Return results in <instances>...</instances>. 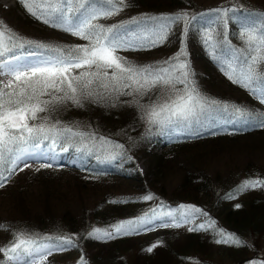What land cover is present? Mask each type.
I'll use <instances>...</instances> for the list:
<instances>
[{
	"label": "trees",
	"instance_id": "16d2710c",
	"mask_svg": "<svg viewBox=\"0 0 264 264\" xmlns=\"http://www.w3.org/2000/svg\"><path fill=\"white\" fill-rule=\"evenodd\" d=\"M15 1V9L29 16L31 19L26 18L31 23L36 21L21 0ZM49 3L53 9L67 7L62 0H49ZM71 4L77 7L75 2ZM92 4L102 9L112 6L108 0H92ZM115 7L118 10L112 15L92 20V25L98 26L97 31L102 26L123 34L168 25L166 38L157 46L147 44L138 51L174 53L183 49L189 57L185 59V54L181 58L200 66L194 72V83L189 79V88H195L209 101H217L211 107L223 116H239L233 106L250 113L243 117L248 120L247 126L230 127V130L214 127L155 142L144 139V142L140 128L152 97L161 88L158 83L137 91L138 86L132 81H120L119 90H113L111 85L115 81L110 80L113 69H100L109 76L84 77L93 79V84L80 96V104L66 99L57 102L54 97H62L64 93L48 89L49 94L40 96V100L52 102L28 123L55 126L63 134L55 136L56 145L51 143L50 134V139L39 140V147L31 143L22 147L52 149L57 154H73L82 161L75 165L58 162L51 167H41L43 162L32 163L10 174L7 169L11 157L0 166V183H4L0 188V248H8L20 233L47 245L56 241L45 238L64 236L71 237L74 246L64 249L61 257H48L45 264H185L190 258L195 264H218L208 255L215 245L214 230L221 228L222 232L232 234L247 230L264 238V183L241 187L248 181L264 182V127L258 123L259 118H264V106L257 96L264 86L257 83L258 92L254 94L248 87L229 79L232 73L227 72L229 66L244 72L253 64L251 57L264 56V51H256L257 46L249 45L247 37L242 35L246 28L264 34V0H123ZM218 9L229 11L223 15ZM181 13H187V18L175 22L166 19ZM11 15V10L0 5V23ZM24 32L9 34L14 37L9 43L13 46L17 40L31 41ZM61 32L66 36L32 41L23 48L14 47L12 54L34 50L55 56L57 53L50 49L59 48L67 55L93 43L68 31ZM38 44L49 47L39 48ZM115 55L140 68L158 69L165 65L164 61H151L142 55L137 58L121 52ZM254 67L258 78L264 77V62L258 60ZM96 71L95 66H86L71 69V75ZM18 83L14 80L10 87L0 88L10 91ZM124 83L128 87H123ZM101 84L110 86L106 89ZM88 91L93 95L87 96ZM60 144L67 151L61 150ZM150 144L161 145V152H152ZM141 157L148 158L146 172L137 167ZM169 170H174L180 181L171 197L174 200L165 198L160 187L159 176ZM149 195L151 199H143ZM179 205L193 207L202 220L186 233L184 243L166 237L169 229L158 231V227L167 225L161 219L127 235L104 239L97 234L88 235L93 229L135 220L159 208L172 210ZM240 242L225 243L228 256L236 264L249 259L247 241L242 238ZM149 248L151 252L147 251ZM66 254L75 256L71 263L62 261ZM1 255L2 252L0 264H3ZM31 259L22 256L21 263Z\"/></svg>",
	"mask_w": 264,
	"mask_h": 264
},
{
	"label": "snow or ice",
	"instance_id": "6c2138e0",
	"mask_svg": "<svg viewBox=\"0 0 264 264\" xmlns=\"http://www.w3.org/2000/svg\"><path fill=\"white\" fill-rule=\"evenodd\" d=\"M24 3L27 11L35 16L37 19L43 18V22L46 24L51 23L54 27L63 28L65 31L70 32L73 35L81 36L85 39H90L93 43L89 47L77 48L70 51L67 55L62 53L59 48L50 49L57 53L53 57L42 59L37 64H21L20 61L27 57L38 55L36 52H27L22 55L12 54L14 47L23 48L26 44L33 43L32 41H19L13 47H8L5 43L4 36L7 32L4 27L0 25V57H5L6 53L9 54L8 58L0 59V70H5L10 73L14 80L19 82L13 90L4 91L0 88V166L10 159V166L7 169L9 174L15 168L21 160L20 155L16 153L27 152L26 147L23 145L32 144L33 147H39V140L50 139L53 145L57 144L55 136L62 135L60 130H57L55 126L52 128L46 127L44 124L39 126H32L28 123L29 119L35 120L38 112L45 111V106L52 101H41L40 96L49 94L48 89H53L57 92H63L62 97H54L57 102H63V100H71L75 104H80V96L85 95V90L93 84V79H83L84 77H99L103 75L108 77L107 71L101 73L100 69H113L110 80L115 81L112 84L113 90H119L118 85L120 81H132L137 87V91L142 88L155 86L157 83L169 84L173 82L170 68H175L179 71L178 82L185 84V90L182 95H178L177 99L171 103L163 105L153 106L148 113V117L151 123L159 124L161 127L172 123L176 120H188L195 116L198 111H203L206 107L216 105L217 101H209L206 98L199 95L195 88H189L187 85L190 83L189 76L191 73L187 70V62H181V56L185 55L183 49L176 57L171 58L170 61H165V65L170 67H159L158 69H152L151 67L140 68L130 64H127L121 57L115 55L116 49L120 47H128L121 38L115 34L113 28H103L92 25V20L97 19L99 16L112 15L118 9L116 4H122L123 0H108V3L112 6L110 8L100 10L92 6V0H62L63 3L71 4L75 2L76 8L66 7L53 9L49 3V0H31V6L29 0H21ZM45 5H48L47 10ZM47 11V14H45ZM218 13L227 15L229 10L218 9ZM79 13L77 16L78 22H73L71 17ZM187 13L177 14L173 17L166 19L171 22H175L181 19H186ZM82 17V18H81ZM168 25H164L160 32L148 37V44L150 46H157L159 42L166 38V31ZM10 31V30H9ZM242 35L247 37V43L249 45H256V51H264V34L257 33L251 28L242 30ZM14 39L12 35H9V42ZM207 42V41H206ZM39 48H48L49 46L38 44ZM253 64H249L247 70L244 72H238L231 66L228 67L227 72H231L229 79H232L234 83H241L242 86L248 87L254 94L257 91V83L264 86V77L257 76L254 64L259 60L264 62V56L251 57ZM247 64V61H245ZM95 66L96 72L80 73L78 76L71 75V69L82 67ZM226 72V74H227ZM39 85L40 87H36ZM66 85V88L64 87ZM11 82H9L10 87ZM104 88H109V84H101ZM128 87L127 83L122 85ZM130 94V93H129ZM87 96L93 95L88 91ZM259 98L264 102V87H261ZM43 105V106H42ZM233 110L241 118L250 116L245 110L236 108L233 106ZM259 126L264 127V118H259ZM63 131L71 132V129H65ZM60 149L67 151V148L63 144L59 145ZM119 147V146H118ZM51 164L45 163L41 167H51ZM23 167H29L27 163H24ZM22 170V169H21ZM6 180V177H3ZM264 182L261 181H248L242 185V188L256 187ZM4 187V183H0V188ZM152 197L145 196L143 199L148 200ZM239 205H237L238 207ZM140 224L141 222L128 221L115 226V232L121 233L122 230H136L132 228V225ZM202 227V226H201ZM192 229H190L191 231ZM100 229H93L88 235L100 233ZM104 236H111L112 233L104 232ZM45 239L55 240L54 245L40 244L35 238H25V234L20 233L16 239L8 248H0V252L8 258L9 261L14 264H20L22 256L32 257L30 264H37L38 260H43L47 254L51 252L53 248L57 250H64L68 247L74 246V241L71 237H48ZM219 242H232L240 244L241 242L232 236L227 234L224 239ZM155 247V245H153ZM151 252L152 248L147 249Z\"/></svg>",
	"mask_w": 264,
	"mask_h": 264
},
{
	"label": "rangeland",
	"instance_id": "374dc122",
	"mask_svg": "<svg viewBox=\"0 0 264 264\" xmlns=\"http://www.w3.org/2000/svg\"><path fill=\"white\" fill-rule=\"evenodd\" d=\"M0 5L4 9L12 11V15L8 17L9 19L6 21H2L3 23H0V25H2L4 27V30L7 32V34L4 36V40L7 46L9 45L11 47L14 46V45L12 46V44L9 43V41L7 40L9 34L17 33L20 30L25 31L24 33L26 34V37L31 38V41L33 42H42L43 40L46 41L47 39L51 37L56 38L53 35H59V36L64 35L61 32L64 30L63 28L54 27L52 26L51 23L46 24L43 22V18L37 19L32 14L31 16L34 19H36V21L34 20V22L31 23L27 19V18L31 19L29 16H27L22 10L15 9L16 7L15 0H0ZM66 6L76 8L75 4H66ZM92 6L94 8L104 10L94 4H92ZM44 7L47 10L48 5H45ZM45 14H47V11ZM78 15L79 13L77 12L71 17L74 23L78 22L77 20ZM54 28L58 30H53ZM159 29L161 28L159 27V28H153V29H135L129 33H123V34L116 33V35H118L121 38V40L125 44L128 45V47H120L116 49L115 53L121 52L125 56L130 57V58H137V57H141L142 55L143 58H147L148 60H151V61L157 60V59L164 61V62L170 61L171 58L176 57L177 54L181 52V50L178 52H174V53L168 52V51H159V50L157 51L152 50V51H148L144 53L138 51L142 46L148 44V39H147L148 37H151L159 33L158 31ZM6 57L7 55L3 58H6ZM188 57H189V54H186L185 59H187ZM180 59H181V62H185V61L187 62V65H188L187 70L191 73L188 79H191L192 83H194L193 81L194 80L193 76H195L194 72L195 71L198 72V69H200L199 64L196 62H193L192 60L191 62L189 59L185 61L183 58H180ZM164 67H170V66L164 65ZM4 72L6 73V71ZM170 72L173 78V82L169 84L158 83L161 88H159L158 92H156V94L152 97V102L151 104H149V107L147 108L145 112L144 121L140 128L144 132L143 135H145L144 138L142 137L144 142L145 140L147 142H149L150 140H153V142H155L158 140H164L166 137H170V136L198 133V132H201L207 129H212L214 127L226 128V126L232 125V124L237 125V126L239 125V122H240L239 117L233 116V115L223 116L224 114L217 113L215 108L211 106L206 107L203 111H198L195 116L189 118L188 120L174 119L172 123H169L164 127H161L159 124L151 123L148 117V113L151 111L153 106L171 103L173 100L177 99L178 95H182L185 90V84L178 82L179 79H182V77H179V71L175 68H170ZM13 81H14V77L11 74L8 73L5 76L4 74H0V87L8 86L9 82H11L12 84ZM257 96H258V102L264 106V102H262V100L259 98L260 96L259 92L257 93ZM149 146H151V144ZM155 150L156 149L153 148V151ZM156 153L157 154L160 153V148H157ZM30 156L31 158H33V160L42 158L43 160H48V161L50 157L52 158L55 157L54 155L52 156L51 153L47 151H45V153L44 152L39 153L38 151H33V155H30ZM63 157L65 158V161L70 162V163H77L79 161L78 157H76L75 155L63 154ZM147 163H148V158L141 157L137 164L138 169L141 172H146ZM49 164H52V163L49 162ZM1 177L2 176L0 175V178ZM159 177H160V187H163L161 191H163L164 197L174 200V198H171V197L172 195H174L175 189L179 185V182H180L178 174L174 170H169L168 172L160 175ZM195 210L196 209H194L193 207L184 206V205L176 206L172 210H166L163 208L161 209L159 208L156 211L149 212L138 219L131 220L133 222H141L139 225L136 223L132 225V228L136 230H127V231L122 230L121 233L118 234L115 232V226L118 224H113L107 228H104V227L98 228L101 230V232L97 233V235H99L102 239L106 237L103 235L104 232L112 233L111 236H107L106 238L112 237V236H118V235L119 236L127 235V234H131V233H134L140 230L147 223H150L156 219H161L167 225L158 227L157 228L159 229L158 231L163 232L165 229H169L167 231L170 234L166 233V237L167 236L173 237L172 239L176 241H180L179 243H184L185 241H187L186 233L192 228L194 224L197 225L202 222L201 218L197 217V215L195 214ZM212 233L215 234V245L212 246V251L208 255L212 257V260H215V262H217L218 264H236L228 256L226 252L227 246L225 245V242L218 243V241H222L224 239V236L227 234H231L232 236L237 238L239 241L242 238L244 239L245 242L247 241L246 244L248 245L247 247L248 251L246 255L249 257V259L242 264H264V238L260 237L259 235L252 234L247 230H243L241 233H238V234H232V233L225 232V231L222 232L221 228L214 230ZM63 253H65L64 250H57L54 248L53 253L47 254L43 260H38L37 264H45L47 259H50V258L53 259L59 256L61 257L63 256ZM1 256H2L1 263L14 264V262L8 260V258L4 255V253H2ZM74 257L75 256H73L72 254H66L64 255V258L62 259V261L69 262L73 260ZM30 261L31 260H28L26 263H21L20 261V264H30ZM195 263L196 262L193 261L192 258H190L189 261L185 264H195Z\"/></svg>",
	"mask_w": 264,
	"mask_h": 264
},
{
	"label": "bare ground",
	"instance_id": "6f19581e",
	"mask_svg": "<svg viewBox=\"0 0 264 264\" xmlns=\"http://www.w3.org/2000/svg\"><path fill=\"white\" fill-rule=\"evenodd\" d=\"M33 58H34V56H32V57H27L26 59L21 60L20 63H21V64H24V63H26L27 61H31ZM4 71H5V70H0V73H3ZM6 72H7V71H6Z\"/></svg>",
	"mask_w": 264,
	"mask_h": 264
}]
</instances>
